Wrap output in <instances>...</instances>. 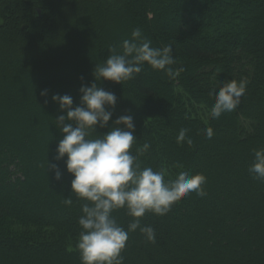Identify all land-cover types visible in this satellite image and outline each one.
Returning <instances> with one entry per match:
<instances>
[{
  "label": "trees",
  "instance_id": "obj_1",
  "mask_svg": "<svg viewBox=\"0 0 264 264\" xmlns=\"http://www.w3.org/2000/svg\"><path fill=\"white\" fill-rule=\"evenodd\" d=\"M135 28L153 48L172 46L175 78L145 62L122 84L95 81V65L110 48L122 54ZM231 79L247 82L240 105L211 118L214 93ZM92 82L117 97L94 137L132 115L131 151L150 145L142 167L164 169L166 180L207 178L205 195L140 218L155 242L129 233L124 264H264V181L248 171L264 148V0H0V264H82L84 201L71 193L67 156L55 159L66 110L51 96H71L74 108ZM181 129L191 144L177 143ZM113 215L125 229L133 219L126 209Z\"/></svg>",
  "mask_w": 264,
  "mask_h": 264
},
{
  "label": "clouds",
  "instance_id": "obj_2",
  "mask_svg": "<svg viewBox=\"0 0 264 264\" xmlns=\"http://www.w3.org/2000/svg\"><path fill=\"white\" fill-rule=\"evenodd\" d=\"M131 36L132 40L122 42V54L110 48L112 54L106 61L95 65V81L109 80L122 84L134 79L145 62L153 69L175 78L176 72L169 67L175 63L171 45L151 47V41L142 36L140 28L133 29ZM246 87V81L235 79L219 86L214 93L211 118L234 111L240 105ZM80 92L81 104L74 108L71 96H51L61 110H66L65 114L56 117V126L63 138L58 142L55 159L61 160L67 156L66 169L73 176L71 193L84 201L81 205L82 215L78 218L82 230L76 247L82 264H124L122 252L129 233L139 229L148 242H155V230L151 226H141L140 218L147 212L165 215L174 203L193 192L199 196L205 195L203 186L207 178L203 173L180 171L175 179L166 180L164 169L154 171L151 167H142L139 155L146 152L150 145L145 143L139 154L131 151L137 139L132 115H120L106 133L94 137L97 127H108L113 116L109 109L115 108L117 97L96 82L82 84ZM47 94V89L41 91L42 96ZM187 131L180 130L177 143L185 140L188 144L192 143L186 137ZM205 135L211 139L212 128H207ZM49 166L55 170V178L60 180L62 173L58 166L49 165L48 161ZM248 171L254 178L264 181V148L254 151ZM66 203L71 204L72 200L68 198ZM118 209H126L127 215L133 218L126 229L113 215Z\"/></svg>",
  "mask_w": 264,
  "mask_h": 264
}]
</instances>
